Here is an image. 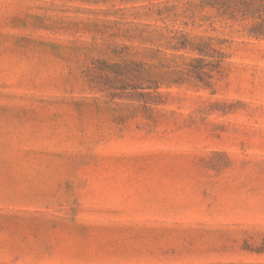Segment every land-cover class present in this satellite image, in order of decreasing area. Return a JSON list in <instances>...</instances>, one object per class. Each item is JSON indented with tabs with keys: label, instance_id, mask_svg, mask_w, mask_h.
Segmentation results:
<instances>
[{
	"label": "rangeland",
	"instance_id": "374dc122",
	"mask_svg": "<svg viewBox=\"0 0 264 264\" xmlns=\"http://www.w3.org/2000/svg\"><path fill=\"white\" fill-rule=\"evenodd\" d=\"M199 1L0 0V264H264V36Z\"/></svg>",
	"mask_w": 264,
	"mask_h": 264
},
{
	"label": "trees",
	"instance_id": "16d2710c",
	"mask_svg": "<svg viewBox=\"0 0 264 264\" xmlns=\"http://www.w3.org/2000/svg\"><path fill=\"white\" fill-rule=\"evenodd\" d=\"M192 10H200L204 8L213 9L214 16L222 20H231L234 22L252 20L254 21L253 27L249 33L255 37L264 36V0H200L197 3H189ZM183 37V36H180ZM212 38L193 39L187 40L184 38L182 41H177L174 44V48H189L196 51L200 57L192 59L188 63H184L186 68L192 67V63L204 62V57H210L214 61V66H218L223 54L212 47ZM122 68L125 71V77L127 81L134 77L135 89H152L156 92L158 84L161 80L160 77H154L149 70H146L143 63L123 62ZM213 63V62H212ZM134 65V67H133ZM193 73V71H190ZM199 75V73H198ZM132 80V79H131ZM137 95L141 98L150 96L149 92L138 91ZM147 100V99H146ZM147 103V101H145ZM256 252L264 251V246L258 247Z\"/></svg>",
	"mask_w": 264,
	"mask_h": 264
}]
</instances>
